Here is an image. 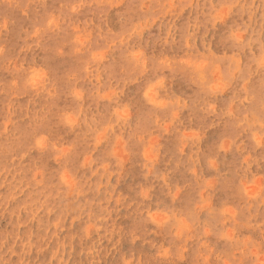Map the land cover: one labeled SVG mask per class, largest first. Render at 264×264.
<instances>
[{"label":"rangeland","instance_id":"rangeland-1","mask_svg":"<svg viewBox=\"0 0 264 264\" xmlns=\"http://www.w3.org/2000/svg\"><path fill=\"white\" fill-rule=\"evenodd\" d=\"M182 52L229 62L214 102ZM262 61L264 0H0V264H264Z\"/></svg>","mask_w":264,"mask_h":264},{"label":"snow or ice","instance_id":"snow-or-ice-1","mask_svg":"<svg viewBox=\"0 0 264 264\" xmlns=\"http://www.w3.org/2000/svg\"><path fill=\"white\" fill-rule=\"evenodd\" d=\"M223 27V40L227 45H231L233 42H239L241 37L240 34L235 30H229L227 27L228 23H230L227 19H221L219 21ZM131 62H136L138 59L143 58L142 52H137L133 50L130 53ZM155 63V61H154ZM163 64V60L160 61ZM223 64V68L220 70L221 79L217 78V64ZM234 63V60H233ZM264 63V61H262ZM229 62L225 60H221L220 58H215L208 53L203 55L199 53H181L179 57H177L176 61H168V65L173 72L182 73L183 76L187 79H190L192 82L196 83L201 92L202 97H208V102H214L213 98L218 96L221 90L224 87L228 86V81L231 77L228 75L227 67ZM148 78H146L147 80ZM155 78H152L154 80ZM28 86L33 89L40 88L43 86H47L48 84V73L41 69H33L31 74L27 77ZM151 83V81H149ZM163 87L162 84L153 83L151 87L148 88V91L145 93V96L148 98V102L153 104L157 109L160 110L161 114L167 118V113L169 111V104L172 102L169 98L164 97L162 93H160V89ZM155 93H160V95L156 96ZM155 96V98H153ZM262 97H264V88H262ZM158 101V103H157ZM259 118L261 124L258 127H253L251 132H258L259 138L258 143L261 148L264 149V110L260 111ZM67 122H72V114L67 113L63 116ZM255 138V137H253ZM36 148L40 150H46L48 147L47 137H41L36 141ZM74 179L72 173H68L62 177V180L65 184H71ZM157 211L170 212L171 206H165L163 208L157 209ZM177 229V235L183 236L184 233L189 229V226L184 224L182 221H176L173 225ZM264 243V241H262ZM125 264H129V262H125ZM159 264V262H158ZM178 264V262H177Z\"/></svg>","mask_w":264,"mask_h":264},{"label":"bare ground","instance_id":"bare-ground-1","mask_svg":"<svg viewBox=\"0 0 264 264\" xmlns=\"http://www.w3.org/2000/svg\"><path fill=\"white\" fill-rule=\"evenodd\" d=\"M110 2V1H109ZM29 242V241H28Z\"/></svg>","mask_w":264,"mask_h":264}]
</instances>
